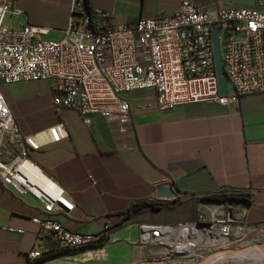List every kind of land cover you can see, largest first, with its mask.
<instances>
[{
	"label": "crops",
	"instance_id": "obj_1",
	"mask_svg": "<svg viewBox=\"0 0 264 264\" xmlns=\"http://www.w3.org/2000/svg\"><path fill=\"white\" fill-rule=\"evenodd\" d=\"M63 1L68 11L60 22L62 29L68 24L71 5V0ZM182 1L87 3L109 11L113 21L121 24L172 14ZM191 1L214 14L219 4L250 6L256 0ZM27 18L41 24L28 14ZM0 87L21 134L30 139L32 160L67 190L75 204L70 214L57 217L72 231L103 232L105 239L115 235L108 242L116 243L107 244L111 261L166 257L167 250L153 239L140 247L133 245L140 243V225L197 221L203 217L202 198L211 194L244 195L217 201L226 203L235 219L243 217L247 226L264 223V94L244 95L227 105L198 102L161 110L154 90H137L127 94L130 120L118 125L98 113L56 108L54 88L46 80ZM19 153L6 137L0 160L9 163ZM163 183H170L181 199L159 204L160 208L141 207L124 218L135 204L149 202ZM41 214L35 196L15 194L0 183V264L34 263L29 258L32 250L42 251L44 258L65 252L57 238L39 235L33 218Z\"/></svg>",
	"mask_w": 264,
	"mask_h": 264
},
{
	"label": "built area",
	"instance_id": "obj_2",
	"mask_svg": "<svg viewBox=\"0 0 264 264\" xmlns=\"http://www.w3.org/2000/svg\"><path fill=\"white\" fill-rule=\"evenodd\" d=\"M15 1L0 0V86L49 81L56 108L98 113L124 125L132 112L127 94L137 90H154L161 110L198 102L227 105L244 95L264 94V0L250 6L219 4L214 14L183 0L172 14L121 24L109 11L73 0L68 24L54 38V27L31 23ZM215 28L220 29L227 95L219 89ZM6 137L20 153L9 163L0 160V183L15 194L36 197L42 210L33 218L39 235L55 237L73 251L97 249L107 256L103 232L72 231L57 217L70 214L75 204L67 190L32 160L30 139L21 134L0 87V149ZM181 195L154 192L149 202L169 203ZM201 203L203 217L197 221L140 225L136 245L153 239L167 250L166 257L139 261L130 256L119 264H226L232 250L244 247L247 224L243 217L235 219L224 202ZM29 258L37 261L44 254L32 250Z\"/></svg>",
	"mask_w": 264,
	"mask_h": 264
},
{
	"label": "rangeland",
	"instance_id": "obj_3",
	"mask_svg": "<svg viewBox=\"0 0 264 264\" xmlns=\"http://www.w3.org/2000/svg\"><path fill=\"white\" fill-rule=\"evenodd\" d=\"M52 1L53 0H20L19 2V0H17L16 5L17 7L22 8L25 12H27L30 20L36 21L43 25L54 27V32L52 36H50L51 38H54L62 31L61 29L63 24H61L60 22L63 20L66 12L68 11V7L65 5L63 0L58 1L57 4H52ZM72 3L73 0H71V5ZM114 237L116 236L113 235L112 237H108L104 240V245L107 246V254H109V246L107 244L110 245L116 243L113 240H110V242H108V240ZM242 238L246 240V243L243 245V249L232 250L229 253L228 259H233V261L228 262V264H264V227L259 228L256 226H246L244 227ZM133 245H136V242H134ZM64 251L65 252L63 254L51 257L47 256L35 261L32 264H117L111 261L108 255L105 256L101 251H98L97 249L88 251H73L71 249H65ZM239 254L240 257L235 258V256ZM85 258L91 259L84 260ZM127 258H125L124 260H126Z\"/></svg>",
	"mask_w": 264,
	"mask_h": 264
},
{
	"label": "water",
	"instance_id": "obj_4",
	"mask_svg": "<svg viewBox=\"0 0 264 264\" xmlns=\"http://www.w3.org/2000/svg\"><path fill=\"white\" fill-rule=\"evenodd\" d=\"M220 29L215 28L213 32V44H214V52H215V61H216V71L219 81V89L221 95L228 94V79L226 73L223 69L222 64V56H221V44L219 40ZM156 194L159 196H167L172 197L176 194V191L173 189L170 183H163L156 187Z\"/></svg>",
	"mask_w": 264,
	"mask_h": 264
},
{
	"label": "trees",
	"instance_id": "obj_5",
	"mask_svg": "<svg viewBox=\"0 0 264 264\" xmlns=\"http://www.w3.org/2000/svg\"><path fill=\"white\" fill-rule=\"evenodd\" d=\"M87 3V0H84ZM244 195H237V194H211L208 196H204L202 199L203 200H208V201H217V200H228V199H243ZM152 207V208H160L159 204L156 203H151V202H144L142 204H135L133 208L124 216V218H129L132 214V212H136L141 207ZM69 249L70 248H66ZM32 264V263H29Z\"/></svg>",
	"mask_w": 264,
	"mask_h": 264
},
{
	"label": "bare ground",
	"instance_id": "obj_6",
	"mask_svg": "<svg viewBox=\"0 0 264 264\" xmlns=\"http://www.w3.org/2000/svg\"><path fill=\"white\" fill-rule=\"evenodd\" d=\"M239 249H241V248H239ZM32 262V261H31Z\"/></svg>",
	"mask_w": 264,
	"mask_h": 264
}]
</instances>
